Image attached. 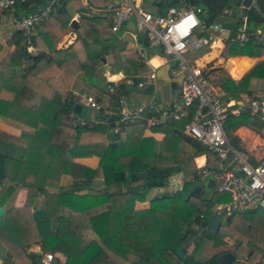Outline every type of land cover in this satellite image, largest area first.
<instances>
[{
  "label": "trees",
  "instance_id": "trees-1",
  "mask_svg": "<svg viewBox=\"0 0 264 264\" xmlns=\"http://www.w3.org/2000/svg\"><path fill=\"white\" fill-rule=\"evenodd\" d=\"M104 3L108 5L109 0ZM243 3L244 0H141L142 8L151 9L155 15L164 16L169 8L195 6L202 10L201 18L206 21L221 22L226 19L221 23L234 33L243 23L247 33L259 30L260 35H251L247 43L230 42L222 51L225 58L257 57L264 47V39L261 38L264 33V0H255L254 6L246 7ZM96 18L94 16L93 19ZM61 19L59 12L52 13L41 26L51 32L54 27L67 25L68 20L62 23ZM104 20L102 29L81 22L77 37L81 51L67 60L57 61L60 74L49 84L62 97L61 106L44 96L35 111L16 104L19 91L29 75L30 64L24 74L9 81H0V117L26 126L34 135L31 148L24 154L25 141L0 130V205L5 210L0 218V247L5 249L6 257L15 258L21 264H41L45 253L61 252L66 255L65 264H113L112 257L120 259L123 264H220L218 256L231 252L237 259L246 257L247 264H259L264 259V211L237 212L221 221L214 208L228 201V194L213 190L209 198L204 194L189 196L195 187L208 189L199 177L194 182L190 180L198 171L194 158L205 155V166L211 171L217 170L218 160L204 146L195 148L184 139V123L171 122L149 127L151 132L163 134L158 148L152 137H142L138 152L131 160L125 158V140L142 136L143 124L121 126L117 122L121 98L128 101L144 80L143 73L130 74L127 71L132 65V57H138L137 53L128 55L124 61L125 80L131 83L119 84L105 100H99L109 104L111 115L98 111L93 120L84 108L79 115L73 113L77 103L71 91L73 77L80 74L91 85L100 83L96 71L114 48L115 39L110 33L112 9L104 15ZM59 35L60 31L53 37ZM142 36L147 47L148 39ZM24 42L20 32L7 39V43L14 47L11 54L13 66L20 67L26 60L36 63L45 57L41 35L33 37L29 46ZM29 48L41 51L33 55V50ZM249 63H244L246 68ZM258 70L264 73V61L253 73L258 74ZM219 75L223 80L222 101L228 102L243 92L253 95L244 87L247 79L235 83L221 69ZM210 82L213 83V80L210 79ZM150 92L147 91L148 94ZM231 108L226 127L245 126L264 140L263 112L258 110L253 113L250 106L245 105L235 114ZM95 120H103L104 123L95 125ZM116 128L118 130L112 133ZM230 141L244 150L237 136H232ZM180 142L187 143L190 149L181 148ZM66 153L73 158L96 157L99 162L96 168L91 169L70 161L65 157ZM250 161L264 165V158L256 162L250 157ZM203 162V157L196 159L199 166ZM27 168L33 169L34 175L45 173L47 178L58 168V177L67 174L73 181L69 186L58 188V196L47 195L45 188H50L52 184L47 181L40 185L26 183L25 176L31 172ZM177 174H181L185 182L176 194H157L150 198L147 210L135 212L136 201H144L152 191L166 188L169 180ZM111 184L121 185L123 189L108 193L104 186ZM22 189L27 190L24 205L8 206L11 197ZM212 215L220 221V226L216 234L206 235L208 218ZM71 223L93 232L96 239L85 240L69 234L67 227ZM198 230L201 233L196 246L188 253L187 249ZM222 239L233 241L234 250L213 253L207 259L197 252L200 243L208 241L217 244ZM34 244L40 246L39 252L29 251ZM175 246L185 252V262L172 253L171 249ZM173 258L175 263L171 261Z\"/></svg>",
  "mask_w": 264,
  "mask_h": 264
},
{
  "label": "crops",
  "instance_id": "crops-1",
  "mask_svg": "<svg viewBox=\"0 0 264 264\" xmlns=\"http://www.w3.org/2000/svg\"><path fill=\"white\" fill-rule=\"evenodd\" d=\"M47 1L48 0H26L24 2L18 3L16 4V15H28L36 9L42 7ZM88 1L89 0H59L56 12H59L60 16L62 17V23L68 20L67 25L61 28L54 27L52 28L51 32L46 31L45 26L40 25L36 27L33 33V37L41 35V37L44 39L42 48L45 49V57L41 61L36 63H31L27 60L22 61L20 67L13 66L11 64V54L14 50V47L7 43V39L17 32L13 22L14 17L9 12L0 9V81H9L14 76L24 74L25 70H27L28 68L27 66L30 64L29 75L22 88L20 89L16 99V104L19 107L35 111L39 106V102L42 96L47 97L50 101L58 106L62 105V97L49 84L60 74L59 68L57 66V61L67 60L68 57H70L72 54L81 51L82 46L80 45V42L77 41V37L79 35L78 28L81 22L92 24L97 29H102L105 26L104 15H106L107 12H110V9L114 4V0H109L108 5L104 3L108 0H92L91 3H88ZM24 3L28 4L25 5ZM94 16H97V18L93 19ZM108 18L109 16H107V19ZM72 20L77 21V29H73L70 27V23ZM94 20L97 21L95 22ZM59 31L60 35L54 38L53 36L57 35ZM110 33L115 39V45L114 48L110 51L109 55L104 58L103 65L96 71V76L98 77L100 83L91 85L80 74H77L73 77V80L71 82V91L74 97L77 99V103L82 106V109H89L85 105V98L87 96L94 97L98 102H100V99L105 100V98H107V94H112L114 92V88L119 84L123 82H126L128 84L131 83L130 80H125L124 61L128 55L137 53L138 57H132V65L127 69V71L130 74L143 73L142 76L144 80H142V82L138 84L135 92L130 95L128 101H125L123 98H121V105H125L131 108L149 102H153L157 105H168L170 101L178 94V86L181 80V76L178 74H173V64H168V60L162 55L161 49L156 46H151L149 41L147 42L148 46L145 47L144 44L146 43V41L143 40L142 34L138 30H136L132 21L127 23L117 32H112L110 30ZM261 38L264 39V33L261 34ZM80 40L82 43H84L83 39ZM213 49L214 47L205 48L198 51L197 54L200 53L199 60H206L203 59L204 57L209 58L208 56L212 53ZM215 49H218L215 55V57H218V59L216 60L217 65L213 67V71L211 70L209 73L212 74L211 80H215L211 85L213 86L215 91L219 93L220 97L224 92L221 88L223 80L219 75V69L223 70L235 83L247 79V83L244 85V87L248 91L253 92V95L251 96L247 95L244 92L240 93L237 98L231 99L227 102L229 103V106L232 107L231 109L233 113L236 114L241 107L245 105L249 106V103L251 99H253V96L264 89V73H259V70L258 74L256 75L253 73L257 66H259V63L264 61V47L260 50L259 56L257 57L247 55L225 58L220 57V54L222 53L224 48L219 46V48ZM32 50L33 55H36L39 51H41L37 48ZM64 50L68 52H65ZM209 59L212 60V58ZM246 61L247 63L250 62L247 68L244 65ZM197 63L196 65L200 67L205 66L204 64L200 63L199 65ZM232 71H234L238 77H234L231 74ZM209 73H207V75ZM215 74H218L219 77H217ZM106 82H113L114 84L110 86L107 85ZM150 90L151 92L148 94L147 91L149 92ZM259 105L261 108L260 111L264 113V100L260 101ZM256 111L258 110L252 109L253 113ZM94 116L95 112L88 114V117L92 118L93 120ZM262 121L264 122V117L262 118ZM94 123L95 125H102L104 122L103 120H95ZM136 124H143V127L141 128L142 136H134L125 140L124 154L127 160H131L133 156L138 152L142 137H152L155 140L157 148L163 138L162 133L151 132L149 127H147L144 123ZM0 130L5 131L12 136L22 138L25 141L24 154L31 148L34 135L32 130L27 128L26 126L15 123L13 122V120L0 117ZM117 130L118 129L116 128L114 131H112V133L116 132ZM234 136H237L239 138L240 145L243 147L245 152L256 162H260L264 158V140L256 132L248 129L245 126H242L236 128ZM246 137L251 138V140L253 141L252 144L249 145L246 143ZM65 157L70 161L80 163L91 169L96 168L99 162L98 158L96 157L73 158L69 153H66ZM199 157H203V163L206 162L205 155H201L194 158L195 164H197L196 159ZM63 166H61V170ZM196 166L198 167L199 165ZM26 170L31 171V174L28 173L25 176L26 183L40 185L47 181L49 182L48 184H52L50 188H45V194L47 195L49 194L52 196H58V188L69 186L73 181L72 178L67 174H62L58 177V168L54 172L48 174V176L51 175L48 178L45 173L34 175L33 169L27 168ZM43 176H45L46 178H44ZM206 186L209 187L208 183H206ZM122 189V186L118 184L104 186V190L108 193L117 192ZM205 189V187H202L201 192ZM26 198L27 190H18L11 197L7 205L13 207H21L24 205ZM150 198L151 197L144 201H136L134 203L135 212L147 210L149 208ZM67 232L77 238L85 240L96 239V235L93 232L73 223L68 225ZM29 251L39 252L40 246L34 244L31 246ZM52 255L54 258L52 264H65V254L61 252H55ZM111 261L113 264H123V262L116 257H112ZM0 264L21 263L18 262L15 258H7L5 249L0 247Z\"/></svg>",
  "mask_w": 264,
  "mask_h": 264
},
{
  "label": "built area",
  "instance_id": "built-area-1",
  "mask_svg": "<svg viewBox=\"0 0 264 264\" xmlns=\"http://www.w3.org/2000/svg\"><path fill=\"white\" fill-rule=\"evenodd\" d=\"M24 1L0 0V9L13 15L16 31L22 34L29 46L36 27L56 12L59 0H48L30 14L18 16L16 4ZM111 9L112 32L119 31L132 21L150 45L160 48L162 55L173 63V74L181 76L178 94L168 105L153 102L134 108L122 105L118 112V124L127 126L144 123L147 127H156L170 122L184 123L182 134L198 141L218 160L216 171L207 169L205 162L197 167V173L190 178L194 182L199 177L205 185L212 180L214 192L230 196L228 201L216 205V213L225 219L237 212L264 211V165L252 163L244 150L232 145L230 138L234 136L236 128L226 127L229 103L220 99L207 73L196 65V58H192L198 51L216 44L222 48L230 42L243 45L250 40L251 35L259 36L260 31L247 33L243 23L234 33L221 22L202 19V10L195 6L169 8L164 16L143 9L140 0H114ZM263 100L264 90H261L253 96L249 106L260 110L259 104ZM85 105L96 112L112 114L107 102L100 103L94 97L87 96ZM184 182L181 174L172 177L168 182L169 194H176ZM53 260L51 253H45L41 264H52ZM259 264H264V259Z\"/></svg>",
  "mask_w": 264,
  "mask_h": 264
},
{
  "label": "rangeland",
  "instance_id": "rangeland-1",
  "mask_svg": "<svg viewBox=\"0 0 264 264\" xmlns=\"http://www.w3.org/2000/svg\"><path fill=\"white\" fill-rule=\"evenodd\" d=\"M150 11H151V9H149ZM152 12V11H151ZM223 20H226V19H223ZM223 20H221V22L223 21ZM219 46L220 45H217V46H215L214 48H219ZM200 56V53L199 54H196V55H194V57L192 56V58L194 59V58H196L195 60L198 62H196L195 61V63H197V64H199L200 65V63L201 64H204L205 66H202V69H203V71L205 72V73H209L212 69H213V67H215L216 65H217V63H216V60L218 59V57H215V58H212V60L211 59H206V60H199V57ZM220 57H222V53L220 54ZM201 61V62H200ZM168 62V64L169 65H172L173 63L170 61V60H168L167 61ZM213 71V70H212ZM212 74H208V79H209V81H210V79L212 78V76H211ZM217 77H219V75L218 74H215ZM214 76V75H213ZM213 80V79H212ZM215 81V80H214ZM213 81V82H214ZM211 84H212V82H210ZM251 108V107H250ZM251 110H252V108H251ZM92 112H95L96 113V111H94V110H91V109H86L85 110V113H87V114H89V113H92ZM245 141H246V143L247 144H252V140H251V138H245ZM181 143V148H183L184 150H189L190 149V146L187 144V143H183V142H180ZM194 165L196 166L197 164H195L194 163ZM197 167V166H196ZM214 189L213 188H208V189H205V190H202V192H201V194H204L203 196L204 197H206V198H209L210 197V192H212ZM163 192H168L169 193V187H168V185H167V187L166 188H163V189H159V190H154V192H151L149 195H148V197L146 198V199H148L149 197H152V196H156L157 194H161V193H163ZM150 200V199H149ZM216 208L217 207H215L214 208V210H215V212H216ZM218 215V217H219V219H221V221H223V217H222V215H220V214H217ZM262 216L264 217V212H262ZM182 229L184 230L185 229V225L182 227ZM200 233H201V230H198L197 231V234H196V237H195V239H193V241L190 243V246L188 247V249H187V252L188 253H190V252H192L193 250H194V247L196 246V243H197V240H198V236L200 235ZM227 240V239H226ZM225 239H222V242H219V243H217V244H210L208 241H204V242H202V243H200L199 244V247H198V250H197V252L200 254H202L203 255V257L205 258V259H207L206 257H208V256H210L211 254H213V253H220V252H224V251H233L234 250V243H233V241H231V240H227L226 241ZM252 252L250 251V254H251ZM241 259H239L238 258V261L240 262V264H247V261H246V257H240ZM205 259H203V260H205ZM171 261L173 262V263H175V259L173 258V259H171Z\"/></svg>",
  "mask_w": 264,
  "mask_h": 264
},
{
  "label": "water",
  "instance_id": "water-1",
  "mask_svg": "<svg viewBox=\"0 0 264 264\" xmlns=\"http://www.w3.org/2000/svg\"><path fill=\"white\" fill-rule=\"evenodd\" d=\"M254 2H255V0H244L243 6H246V7L249 5L254 6ZM70 27L73 29H77L78 28L77 21L72 20L70 23ZM29 50H32V48H29ZM103 61H104V59H103ZM106 84L112 86L114 83L113 82H106ZM81 109H82V106L79 103H76L73 107V113L79 115L81 113ZM184 139L195 148H198L201 146L198 141L192 140L190 137L185 136ZM211 185H212V180H210L208 182V186H211ZM200 194H201V188L195 187L189 193V196H198ZM4 213H5V210L0 205V218L4 215ZM219 226H220V221L214 215L210 216L208 218V222H207L206 235H209L210 233L216 234L218 232ZM171 251L180 261H182V262L186 261V254L180 247L175 246L171 249ZM249 255H250V252H249ZM218 261L220 262V264H240L236 255L231 253V252H227V253H224L222 255H219Z\"/></svg>",
  "mask_w": 264,
  "mask_h": 264
},
{
  "label": "bare ground",
  "instance_id": "bare-ground-1",
  "mask_svg": "<svg viewBox=\"0 0 264 264\" xmlns=\"http://www.w3.org/2000/svg\"><path fill=\"white\" fill-rule=\"evenodd\" d=\"M218 44H216V45H214L213 47H215V46H217ZM217 50L218 49H213V51H212V53L208 56L209 58H214L215 57V55H216V52H217ZM218 54V53H217ZM209 58H206V57H204L203 59H209ZM201 62V61H200ZM231 74L234 76V77H238L237 76V74L234 72V71H232L231 72ZM213 189L215 188V185H213V186H211Z\"/></svg>",
  "mask_w": 264,
  "mask_h": 264
}]
</instances>
